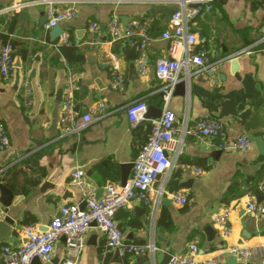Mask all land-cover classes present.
<instances>
[{
	"label": "crops",
	"instance_id": "crops-1",
	"mask_svg": "<svg viewBox=\"0 0 264 264\" xmlns=\"http://www.w3.org/2000/svg\"><path fill=\"white\" fill-rule=\"evenodd\" d=\"M15 1L0 0V11ZM77 17L61 23L63 34L51 42V31L45 29L47 17L40 6L25 9L11 21L0 18V37L15 43L14 71L7 80L0 76V122L8 131L11 148L0 152V178L23 200L10 210L15 227L0 245L19 247L26 242L23 229L36 225L45 231L50 221L59 216L61 207L81 200L78 187L71 184V174L80 169L85 180L103 196L110 183H121V165L133 163L150 133L152 121L160 118L164 85L155 74L156 63L169 57V42L161 39L175 7L152 4V0H114L86 2L77 0ZM253 0H218L211 11L193 20L194 32L202 35L199 46L219 61L220 82L214 85L205 74L186 82L185 95L173 94L169 108L176 115V126L188 121L217 118L221 104L229 102L237 116L220 121L229 140L248 136L251 146L246 152L221 151L219 139L183 138L168 153L174 166L160 176L150 191L152 208L132 202L116 215V220L129 243L154 244L151 255L120 257L106 247L104 235L92 224L78 264H163L164 255H185L197 241L198 260L215 259L219 264H233L229 249L234 246L259 248L251 264H260L264 253V217L248 215L250 200L257 202L258 187L264 182V24L263 6L253 9ZM113 14L123 28L150 20L144 72L139 71L141 38L132 42L109 41L107 24ZM97 26L92 30V25ZM13 42V43H12ZM0 38V46L4 44ZM74 45L81 61L69 65L59 47ZM247 47L252 53L235 56ZM17 49L21 56H17ZM232 56L237 68L231 65ZM20 58L21 67H15ZM114 67L123 76L121 91L110 88ZM75 75L76 109L92 113L94 121L82 132L65 135L60 131L63 90L68 73ZM175 93V91H174ZM178 93V92H177ZM138 100L148 105L145 120L133 130L126 107ZM105 101L107 111H97ZM218 119V118H217ZM194 169H201L197 176ZM133 169L130 173L132 175ZM129 176V177H130ZM171 180L189 182L174 192ZM166 192L159 197L158 192ZM26 191V192H25ZM186 193L188 203L180 206L170 194ZM170 203H163V199ZM231 211V233L224 236L213 217ZM162 224H161V223ZM212 229L208 234L207 228ZM66 257L65 240L55 244L49 263L59 264Z\"/></svg>",
	"mask_w": 264,
	"mask_h": 264
},
{
	"label": "built area",
	"instance_id": "built-area-1",
	"mask_svg": "<svg viewBox=\"0 0 264 264\" xmlns=\"http://www.w3.org/2000/svg\"><path fill=\"white\" fill-rule=\"evenodd\" d=\"M127 0H114L121 4ZM217 0H152V4H168L175 7L170 15L167 28L162 32L161 39L169 42V57L157 61L155 74L164 85L163 108L159 119L152 121L149 135L145 139L136 158L133 161V172L128 181L108 184L101 198H97L96 189L85 180V172L76 169L71 174V184L79 188L81 200L76 204L61 207L59 216L53 218L45 231H40L36 225H28L23 229L26 242L19 247L4 246L1 250L3 264H31L37 258L41 263L52 261L55 244L60 239L65 240L66 257L59 264H78L85 246L88 229L95 224L104 235L106 247L115 251L120 257L136 255H153L157 248L154 244L141 245L129 243L116 220V215L128 207L132 202H138L146 208H152L153 202L150 195L152 186L156 180L166 174L174 166L168 153L175 150L178 142L176 135L182 139L191 137L195 139L215 138L219 139L218 148L221 151L246 152L251 141L248 136L242 134L234 140H229L223 123L213 117L202 118L187 122L183 127L176 126V115L169 108L170 99L174 94L175 86L181 81H190L196 75L205 74L208 81L214 85L220 82L218 74L219 61H214L208 51L199 46L198 35L193 29V20L201 13L212 10ZM86 2H99L88 0ZM77 0H32L27 2L15 1L10 6L0 11V18L11 21L25 9L40 6L44 9L47 21L45 29L50 31L61 23L72 21L77 17ZM150 20L143 24L132 23L123 28L119 17L113 14L107 24V33L111 43H130L138 36L141 40L140 56L138 59L139 71L144 72L146 63V49L150 41L148 30ZM92 30L97 26L92 25ZM264 33V24L262 27ZM264 44V34L259 41ZM251 48L247 47L235 54H251ZM235 56H232L233 58ZM235 59V58H234ZM15 47L11 43L0 46V76L7 80L14 71ZM125 87L124 78L114 67L110 88L121 91ZM77 80L75 75L68 73L66 85L63 90L62 115L59 120L60 131L65 135L84 131L93 121L92 113L80 114L76 109L75 91ZM97 111L105 113L107 105L100 101ZM148 105L138 100L126 107V115L133 130H135L146 118ZM11 142L8 131L0 122V152L8 151ZM197 176H201V169L193 170ZM264 197V182L258 187ZM159 197H164L166 192L160 190ZM170 199L180 206L188 203L186 193L169 195ZM84 203V209L81 204ZM246 213L257 217H264V201L258 204L254 199L246 206ZM4 217L0 206V220ZM214 224L222 231L224 236L231 233V211L225 210L213 217ZM198 242H193L185 255H171L168 264H219L215 259L206 261L198 260ZM230 255L236 264H251L259 248H247L234 246L229 249ZM260 264H264V253L260 257Z\"/></svg>",
	"mask_w": 264,
	"mask_h": 264
},
{
	"label": "water",
	"instance_id": "water-1",
	"mask_svg": "<svg viewBox=\"0 0 264 264\" xmlns=\"http://www.w3.org/2000/svg\"><path fill=\"white\" fill-rule=\"evenodd\" d=\"M264 9V6H263ZM21 19H26L27 15L25 14H20ZM46 22V21H45ZM63 34V29L61 28L60 25L52 29L51 31V42L56 41L61 35ZM202 35L199 36V40H202ZM17 56H21V50L17 49L16 51ZM231 65L233 68H237V60L233 59L231 62ZM15 67L20 68L21 63H20V58L17 59V63ZM186 82L187 81H181L175 86V93L174 94H180V95H185L186 93ZM178 92V93H177ZM221 113L217 117L219 120L227 117V116H232L236 117L237 116V110L235 108H232V104L229 102H224L221 104ZM143 145V142L140 143V146ZM121 182L125 184L130 176V173L133 169V163L129 164H124L121 165ZM189 182H185L183 184H179L177 180H171L169 182V185L171 186L172 190L174 192H178L180 187H186L189 186ZM26 192V191H25ZM257 203L260 204L264 201V197L262 195H258L257 197ZM23 200V196H16L12 188H10L7 184L4 183V180L0 178V206L2 208L4 217L2 220H0V245L3 244L4 241H6L9 237V234L12 232L13 228L15 227V221L13 218L10 216V210L11 208H14L18 205L20 201ZM171 201L164 198L163 203H170ZM85 204H81V208L84 209ZM208 234H212V229L210 227L207 228ZM171 259V254L166 253L164 255V261L163 264H168ZM41 262L39 259L35 258L32 260L31 264H40ZM232 263H235V259H232Z\"/></svg>",
	"mask_w": 264,
	"mask_h": 264
},
{
	"label": "trees",
	"instance_id": "trees-1",
	"mask_svg": "<svg viewBox=\"0 0 264 264\" xmlns=\"http://www.w3.org/2000/svg\"><path fill=\"white\" fill-rule=\"evenodd\" d=\"M217 3H218V0L215 2V4H217ZM263 5H264V0H253L252 1L253 9L259 8ZM0 38L3 40V42H5V43L8 42L7 37L1 36ZM114 44L117 46L119 44V42H115ZM13 45L15 46V43H13ZM59 49H60L63 57L68 61L70 66L81 61V55L78 52V49L74 45H72V44L69 46L62 45L59 47Z\"/></svg>",
	"mask_w": 264,
	"mask_h": 264
}]
</instances>
